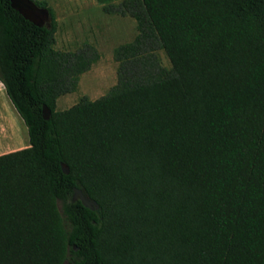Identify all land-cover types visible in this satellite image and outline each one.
I'll return each mask as SVG.
<instances>
[{
  "label": "trees",
  "instance_id": "trees-1",
  "mask_svg": "<svg viewBox=\"0 0 264 264\" xmlns=\"http://www.w3.org/2000/svg\"><path fill=\"white\" fill-rule=\"evenodd\" d=\"M32 1L48 23L0 0V82L29 139L0 155V264H264V0H96L137 33L116 83L62 110L100 53L56 49Z\"/></svg>",
  "mask_w": 264,
  "mask_h": 264
},
{
  "label": "rangeland",
  "instance_id": "rangeland-1",
  "mask_svg": "<svg viewBox=\"0 0 264 264\" xmlns=\"http://www.w3.org/2000/svg\"><path fill=\"white\" fill-rule=\"evenodd\" d=\"M37 1H45L54 12L57 22L54 34L56 49L75 51L84 42H89L100 53L98 61L81 74L77 90L59 96L55 108H68L83 95L95 99L105 94L117 79V63L113 60L112 50L133 39L137 33L134 19L105 13L96 0ZM158 56L163 66L170 67L163 51H158Z\"/></svg>",
  "mask_w": 264,
  "mask_h": 264
},
{
  "label": "crops",
  "instance_id": "crops-1",
  "mask_svg": "<svg viewBox=\"0 0 264 264\" xmlns=\"http://www.w3.org/2000/svg\"><path fill=\"white\" fill-rule=\"evenodd\" d=\"M28 146L27 128L0 82V155Z\"/></svg>",
  "mask_w": 264,
  "mask_h": 264
},
{
  "label": "water",
  "instance_id": "water-1",
  "mask_svg": "<svg viewBox=\"0 0 264 264\" xmlns=\"http://www.w3.org/2000/svg\"><path fill=\"white\" fill-rule=\"evenodd\" d=\"M12 7L18 10L24 16V18L32 21L39 26L43 25L46 20H49L48 10L44 7L36 5L32 0H12ZM48 115L49 110L46 109L45 118H47ZM61 169L65 174L69 172L68 167L62 163ZM72 191L73 200H80L82 205L89 209L98 208V204L96 203V201L89 199L81 188L73 187Z\"/></svg>",
  "mask_w": 264,
  "mask_h": 264
}]
</instances>
